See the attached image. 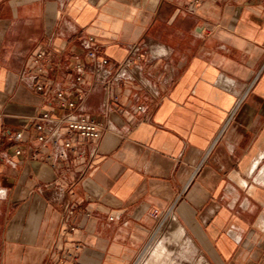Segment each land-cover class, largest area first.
I'll return each mask as SVG.
<instances>
[{
    "label": "crops",
    "instance_id": "1",
    "mask_svg": "<svg viewBox=\"0 0 264 264\" xmlns=\"http://www.w3.org/2000/svg\"><path fill=\"white\" fill-rule=\"evenodd\" d=\"M190 5L0 0V264H135L172 204L201 262L264 264V0ZM56 88L110 130L53 165L30 155Z\"/></svg>",
    "mask_w": 264,
    "mask_h": 264
},
{
    "label": "built area",
    "instance_id": "2",
    "mask_svg": "<svg viewBox=\"0 0 264 264\" xmlns=\"http://www.w3.org/2000/svg\"><path fill=\"white\" fill-rule=\"evenodd\" d=\"M201 1L202 0H191L189 10L193 11ZM91 41L92 38L84 39L83 46L89 50L88 55L91 58H94L95 51ZM50 62L51 58L44 51H38L31 57L27 73H29V76L31 77V85L36 91L43 92L45 89L46 66ZM106 63L107 59L101 60V64L105 65ZM72 69L75 72L76 84L81 83L84 77V65L78 62ZM124 76L125 72L120 70L117 73L116 78H122ZM55 95L60 100V106L64 111L57 114L52 110H47L33 117L32 132L37 150L30 155L32 158H38L40 150L43 152L45 151L46 158L50 160L53 165L58 161L65 159L70 150H78L77 144H75V141L77 140L76 137L90 138L98 144L103 134L110 130L108 123L76 111L77 100L81 98V94H76L75 91L66 92L62 88H56ZM66 95H68V98H66ZM12 139L15 142L22 141L23 132L20 131L14 133ZM47 147H50L51 149L47 150ZM16 153L24 154V151L22 148H17ZM173 207L174 204L164 212L156 211L153 213V216L159 218L160 221L163 216L168 217L172 214ZM68 212L69 214H72L74 208L68 206ZM138 258L135 264L137 263ZM60 264L64 263L61 261Z\"/></svg>",
    "mask_w": 264,
    "mask_h": 264
},
{
    "label": "rangeland",
    "instance_id": "3",
    "mask_svg": "<svg viewBox=\"0 0 264 264\" xmlns=\"http://www.w3.org/2000/svg\"><path fill=\"white\" fill-rule=\"evenodd\" d=\"M172 233L173 229L169 217L163 216L156 226L152 240L142 251L136 264H147L152 258L153 250L159 243H166L169 248V254L165 255L164 264H205L196 255L193 245L187 244L186 236L179 242H172Z\"/></svg>",
    "mask_w": 264,
    "mask_h": 264
},
{
    "label": "bare ground",
    "instance_id": "4",
    "mask_svg": "<svg viewBox=\"0 0 264 264\" xmlns=\"http://www.w3.org/2000/svg\"><path fill=\"white\" fill-rule=\"evenodd\" d=\"M169 219L171 221L172 229H173V233L171 234V241L172 242H179L180 239H182L185 236V230L180 225V223L177 221V219L175 218L174 215L171 214L169 216ZM190 241H192V240H190ZM187 244H189L190 246L192 245V243L189 242V239L187 240ZM152 254H153L152 258L149 259L147 264H164L165 255L169 254L168 245L166 243L157 244V246L153 250Z\"/></svg>",
    "mask_w": 264,
    "mask_h": 264
}]
</instances>
